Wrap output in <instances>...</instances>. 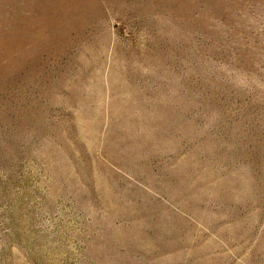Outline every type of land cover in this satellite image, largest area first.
Segmentation results:
<instances>
[{
	"label": "rangeland",
	"instance_id": "obj_1",
	"mask_svg": "<svg viewBox=\"0 0 264 264\" xmlns=\"http://www.w3.org/2000/svg\"><path fill=\"white\" fill-rule=\"evenodd\" d=\"M0 264H264V0H0Z\"/></svg>",
	"mask_w": 264,
	"mask_h": 264
}]
</instances>
